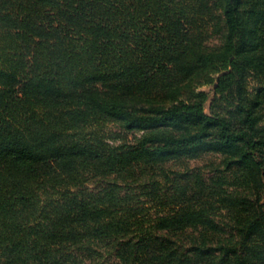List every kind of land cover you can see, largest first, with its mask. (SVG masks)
<instances>
[{
  "label": "trees",
  "instance_id": "obj_1",
  "mask_svg": "<svg viewBox=\"0 0 264 264\" xmlns=\"http://www.w3.org/2000/svg\"><path fill=\"white\" fill-rule=\"evenodd\" d=\"M263 200L264 0H0V264H264Z\"/></svg>",
  "mask_w": 264,
  "mask_h": 264
},
{
  "label": "rangeland",
  "instance_id": "obj_2",
  "mask_svg": "<svg viewBox=\"0 0 264 264\" xmlns=\"http://www.w3.org/2000/svg\"><path fill=\"white\" fill-rule=\"evenodd\" d=\"M205 45L209 48H213L218 45V39L216 36L208 35L205 37ZM202 91H206L209 93L210 98L206 104V112L209 113L210 104L213 101L212 95V87L205 86L201 89ZM100 125V126H99ZM99 126V127H98ZM97 128L99 133L106 137L109 145L117 147V146H135L137 144V139L142 135L141 133H129L122 130L119 126L113 123H105V124H89L86 127V131L90 132L91 130ZM219 160V157L212 155H205L202 158L195 160H181L176 162H171L168 166H171L173 172L184 173L188 172H199L200 174L211 177L212 176V163H215ZM169 175V173H168ZM170 176V175H169ZM171 178V176H170ZM160 180L164 183L166 182L165 175H160ZM93 187V185H90ZM264 202V200H263ZM158 212L162 211V208H157ZM156 209L151 211V214H155Z\"/></svg>",
  "mask_w": 264,
  "mask_h": 264
}]
</instances>
